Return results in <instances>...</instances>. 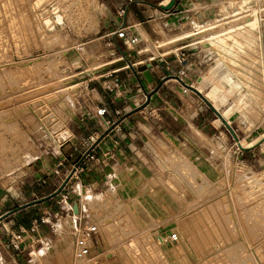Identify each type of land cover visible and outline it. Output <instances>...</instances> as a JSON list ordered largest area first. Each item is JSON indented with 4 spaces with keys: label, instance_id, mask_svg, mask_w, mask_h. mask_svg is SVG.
<instances>
[{
    "label": "rangeland",
    "instance_id": "obj_1",
    "mask_svg": "<svg viewBox=\"0 0 264 264\" xmlns=\"http://www.w3.org/2000/svg\"><path fill=\"white\" fill-rule=\"evenodd\" d=\"M197 3L201 16L192 24L168 35L160 31L158 38L145 33L148 44L142 48L167 54L189 45L186 49L195 51L202 65L194 87L229 122L239 143L199 96L206 118L216 119L219 126L210 138L194 129L202 137L203 151L196 159L200 167L186 154H172L170 171L182 186L170 182L169 199L159 202L163 205L159 213L139 206L142 201L137 199L120 201L116 193L112 200L103 197L98 202L93 195L84 197L85 209L95 218L90 215L93 221L83 222L88 229L95 228L91 233L95 239L82 264H264V0ZM103 19L102 0H0V185L25 179L33 158L69 135L70 107L83 98L81 71L102 64L108 54L101 39ZM251 27L256 30L253 45L259 47L253 56L259 65L249 81L255 87L238 93L209 73L217 68L220 56L216 40ZM168 79L178 78L170 76L164 82ZM244 101H249L247 106ZM234 102L238 110H233ZM242 114H247L244 119ZM67 220L65 233L71 240L82 229L75 215L58 226ZM173 233L178 236L174 242L168 239ZM160 236L168 240L163 242ZM77 260L81 262L75 256V264Z\"/></svg>",
    "mask_w": 264,
    "mask_h": 264
},
{
    "label": "crops",
    "instance_id": "obj_2",
    "mask_svg": "<svg viewBox=\"0 0 264 264\" xmlns=\"http://www.w3.org/2000/svg\"><path fill=\"white\" fill-rule=\"evenodd\" d=\"M170 1L102 0L101 39L108 54L102 64L81 71L79 79L85 85L79 97L83 98L82 103L70 107L69 136L41 150L25 179L10 186L0 185V216L20 208L0 222V264H73L83 235L74 233L70 240L65 233L70 221L60 223L64 230L58 224L75 215L80 228H87V222L93 219H88L91 214L85 209L84 197L93 195L98 202L103 197L112 200L116 193L120 201L137 199V203H143L139 206L159 213L163 207L159 202L169 199L170 182L182 186V180L171 173L169 160L183 153L200 167L196 159L203 151L202 137L194 129L210 138L219 128L216 119L206 118L199 95L184 89L183 83L194 87L193 80L200 81L201 61L195 51L186 49L189 45L167 54H155L142 45L147 43L145 33L158 38L162 37L160 31L168 35L192 24L201 16V5L196 3L210 6L214 0H175L173 8L163 9ZM123 7L126 13L120 15ZM123 25L127 27L124 38L113 34ZM149 63L152 66L143 69ZM170 76L179 78L164 82ZM183 96L190 99L188 104ZM99 108L106 112L97 114ZM105 132L63 190L54 194ZM204 174L212 176L210 172ZM74 203L79 206L78 214L74 213ZM35 221L40 227L26 236V249H13L9 244L11 233L30 229ZM93 239L88 237L94 245ZM64 256L71 260L59 258ZM80 259L77 264L83 263L84 258Z\"/></svg>",
    "mask_w": 264,
    "mask_h": 264
},
{
    "label": "bare ground",
    "instance_id": "obj_3",
    "mask_svg": "<svg viewBox=\"0 0 264 264\" xmlns=\"http://www.w3.org/2000/svg\"><path fill=\"white\" fill-rule=\"evenodd\" d=\"M166 2V1H165ZM168 2V1H167ZM242 2V1H241ZM244 3V2H242ZM61 9V8H60ZM54 10V9H53ZM55 12V11H54ZM62 16V15H61ZM61 16L58 15L57 19L59 18V20L61 19ZM67 17V16H66ZM29 18V17H28ZM27 20V19H25ZM48 21V19H46ZM59 20H56V21H59ZM46 21V22H47ZM61 21V20H60ZM220 20H216L215 22L218 23ZM50 22V21H49ZM197 22V21H196ZM26 23V22H25ZM198 23V22H197ZM48 24V23H47ZM197 25V24H196ZM195 26V25H194ZM199 26V25H198ZM51 27V26H50ZM213 27V26H212ZM198 28V27H197ZM202 28V27H201ZM204 28V27H203ZM202 28V29H203ZM209 28V27H208ZM199 28V31L202 30ZM241 30V29H240ZM197 31V32H199ZM258 31V30H257ZM189 32V31H188ZM225 32V31H224ZM223 32V33H224ZM256 30L254 27H251L249 29H245V30H241L239 31V34L236 35V36H233V35H227L225 36V38H218L216 40V48L218 49V52H220V56L218 59H216V66L217 68H214L210 71V75L211 77H214V76H217L218 77V80L220 82H224V84H226L227 86L231 87L232 90H235L234 92L238 91V93H241V91H244L246 90V86L248 87H251L250 86V82L251 81V77L254 76V73L256 71V67L257 64H258V61L255 60L254 61V52L256 51L259 52V47H256V45L254 46L253 45V41L256 40V34H255ZM187 33V32H186ZM184 33V34H186ZM226 33V32H225ZM224 33V34H225ZM238 33V32H237ZM236 33V34H237ZM193 33L190 32V34L188 33L187 36L191 35ZM220 34V33H219ZM228 34V33H227ZM218 35V34H217ZM216 35V36H217ZM221 35V34H220ZM214 36V35H213ZM238 36V38H237ZM175 37H180V36H175ZM211 37V35H210ZM46 38V37H45ZM212 38V37H211ZM214 38V37H213ZM35 39V38H34ZM175 39V38H174ZM179 39V38H177ZM231 39V40H229ZM205 40V39H204ZM207 40V39H206ZM259 40V38H258ZM173 41V40H172ZM229 41V42H228ZM259 43V42H258ZM256 43V44H258ZM255 44V43H254ZM260 44V43H259ZM214 45V44H213ZM215 61V60H214ZM259 65V64H258ZM258 71V70H257ZM254 80L252 79V82ZM248 82V84H247ZM253 84V83H252ZM254 86V85H253ZM252 86V87H253ZM249 88V89H252ZM255 87V86H254ZM247 91H251V90H248L247 88ZM254 91V90H253ZM252 92V91H251ZM244 93V92H243ZM250 93V92H249ZM247 95V97L251 94ZM253 93V92H252ZM234 94V93H233ZM237 94V93H236ZM247 94V93H245ZM255 94V93H253ZM252 94V95H253ZM243 95V94H242ZM241 96V95H240ZM239 96V97H240ZM246 97V96H245ZM257 97V96H256ZM241 98V97H240ZM239 98V99H240ZM252 99H254V95L253 97L251 96ZM246 99V98H244ZM250 99V97H249ZM248 99V100H249ZM57 100V99H56ZM48 101V99H47ZM51 101V100H50ZM242 101V100H241ZM252 101V100H251ZM54 102V101H53ZM237 102V101H236ZM240 102V101H239ZM256 102H257V99H256ZM45 103V102H44ZM243 103V102H242ZM249 103L244 101L243 105L247 106V104ZM253 103V102H252ZM251 103V104H252ZM47 104V103H46ZM50 104V102H49ZM240 104V103H239ZM257 104V103H256ZM237 104L234 102V104H232V108L233 110H238V107L235 108ZM251 107V106H250ZM243 108V106H242ZM245 109L246 108H249L248 107H244ZM251 109V108H250ZM253 109V108H252ZM243 111V109H241ZM248 109L244 110V111H247ZM253 111V110H252ZM255 111V110H254ZM252 112L255 113V112ZM240 112V111H239ZM239 112H236V114H240ZM248 112V111H247ZM250 114H251V111H249ZM244 113V112H243ZM243 115V114H242ZM247 115V114H246ZM245 115V116H246ZM254 115V114H253ZM245 116L243 115V119L245 118ZM255 116V115H254ZM224 117V116H223ZM251 117V116H250ZM253 118V117H252ZM247 119V118H246ZM239 120V119H238ZM240 120L242 121V117H240ZM249 120V119H248ZM62 121V120H60ZM245 121V120H243ZM247 121V120H246ZM240 122V121H239ZM249 125V124H248ZM41 126V125H40ZM55 126H58L57 124ZM62 126V125H61ZM251 126V125H250ZM53 127V126H52ZM63 127V126H62ZM65 127V126H64ZM46 128V127H44ZM54 128V127H53ZM52 128V129H53ZM50 129V128H49ZM58 129V128H57ZM47 130V129H45ZM68 130V129H66ZM42 131V130H41ZM67 132V131H66ZM52 133V131H51ZM60 133V132H59ZM62 133V132H61ZM60 133V134H61ZM65 133V132H64ZM68 133V132H67ZM48 134V133H47ZM70 134V133H69ZM63 135V134H62ZM69 136V135H68ZM66 136V137H68ZM62 137H65L62 136ZM61 139V138H60ZM224 139V138H222ZM53 140V139H52ZM58 140V139H57ZM6 141V140H5ZM25 141V140H24ZM56 142V140H55ZM57 144H60L57 142ZM218 144V143H217ZM259 182V181H258ZM262 205V204H261ZM258 206V205H257ZM263 206V205H262ZM255 207V206H254ZM263 208V207H262ZM259 213V212H258ZM264 218V217H263ZM263 220V219H262Z\"/></svg>",
    "mask_w": 264,
    "mask_h": 264
},
{
    "label": "built area",
    "instance_id": "obj_4",
    "mask_svg": "<svg viewBox=\"0 0 264 264\" xmlns=\"http://www.w3.org/2000/svg\"><path fill=\"white\" fill-rule=\"evenodd\" d=\"M125 13H126V9L124 7L120 9L119 11L120 15H123ZM126 29L127 27L123 25L119 29L115 30L113 34L118 35V37L120 38H124L126 36ZM96 112L99 115H103L106 112V109L99 108L97 109ZM73 174H75V172ZM38 229H39V222L35 221L30 229L21 228L19 231L12 232L10 235V242H9L10 246L17 251H24L26 249V247L24 246L26 241V236L28 235V233L37 232ZM93 231H95L94 227H91L90 229L86 228L85 230L78 231L79 233H82L81 235H84L85 240L81 239L78 241V245L76 249L77 252L75 254L77 258L79 257L87 258L90 255L91 245H90V241H88V237L91 236V233ZM159 238H163V237L160 236ZM168 239L174 242L178 240V236L176 233H173L168 236ZM168 239L163 238V242H166Z\"/></svg>",
    "mask_w": 264,
    "mask_h": 264
},
{
    "label": "water",
    "instance_id": "obj_5",
    "mask_svg": "<svg viewBox=\"0 0 264 264\" xmlns=\"http://www.w3.org/2000/svg\"><path fill=\"white\" fill-rule=\"evenodd\" d=\"M175 0H171L167 5H163L162 8L165 10H170L171 8H173V6L175 5ZM152 64H148L146 66L143 67V69L147 68V67H151ZM175 78H179L178 76H174ZM183 85L186 88H189L190 90L194 91L195 93H197L201 99L214 111V113L223 121V123L225 124V127L229 130V132L233 135L234 139L239 143L237 134L235 132V130L232 128V126L229 124V122L223 117V115L219 112V110H217V108L213 105V103L211 101H209L197 88L188 85L186 83H183ZM110 130V129H108ZM107 132L103 133L98 140L92 145V147L86 151V153L83 155V157L74 165L73 169L70 171V173L67 175L66 179L64 180V182L62 183V185L60 186L59 189H57L55 191L54 194H59L63 188L66 186V184L68 183V181L72 178L73 173L76 171L77 168H79V166L81 165L82 161L85 159V157L90 153V151L93 149V147L106 135ZM264 138L261 140L263 141ZM20 208H15L13 210H10L8 212H6L5 214L0 216V222L2 220H4L5 218H7L9 215H11L12 213L18 211ZM73 210L75 214L79 213V206L77 203H74L73 205Z\"/></svg>",
    "mask_w": 264,
    "mask_h": 264
}]
</instances>
